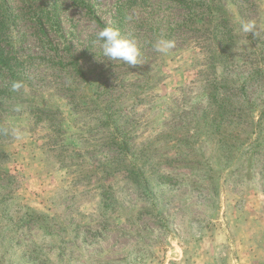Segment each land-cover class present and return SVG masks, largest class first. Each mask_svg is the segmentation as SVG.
Instances as JSON below:
<instances>
[{"label": "rangeland", "instance_id": "1", "mask_svg": "<svg viewBox=\"0 0 264 264\" xmlns=\"http://www.w3.org/2000/svg\"><path fill=\"white\" fill-rule=\"evenodd\" d=\"M0 264H264V0H0Z\"/></svg>", "mask_w": 264, "mask_h": 264}, {"label": "trees", "instance_id": "2", "mask_svg": "<svg viewBox=\"0 0 264 264\" xmlns=\"http://www.w3.org/2000/svg\"><path fill=\"white\" fill-rule=\"evenodd\" d=\"M222 21H225L224 19H222ZM247 81H249V78L247 79ZM247 81H245L244 83H246ZM243 83V84H244ZM223 86V88H228V86H226V85H222ZM225 86V87H224ZM119 130L117 129V126L116 125H114V129H113V132H112V135H111V141H113L114 143H119V145H120V149H121V152L122 153H124L125 155L127 154V152L125 151L126 150V148H125V145L127 144L126 143V141H125V135H123V134H121V132H119ZM118 137H120L121 138V140L120 141H118ZM122 147H124V149L122 148ZM131 171V170H130ZM135 172H137V174H138V176H141V173H139V170H135ZM142 184H144L145 185V182H141Z\"/></svg>", "mask_w": 264, "mask_h": 264}]
</instances>
